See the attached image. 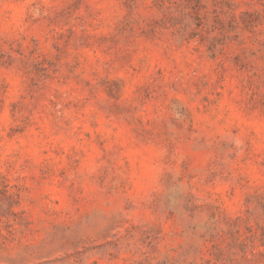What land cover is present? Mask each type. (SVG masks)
Returning a JSON list of instances; mask_svg holds the SVG:
<instances>
[{"label":"rangeland","instance_id":"1","mask_svg":"<svg viewBox=\"0 0 264 264\" xmlns=\"http://www.w3.org/2000/svg\"><path fill=\"white\" fill-rule=\"evenodd\" d=\"M0 264H264V0H0Z\"/></svg>","mask_w":264,"mask_h":264}]
</instances>
